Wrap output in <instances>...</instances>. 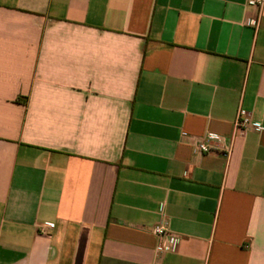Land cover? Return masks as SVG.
Returning a JSON list of instances; mask_svg holds the SVG:
<instances>
[{
  "label": "crops",
  "instance_id": "1",
  "mask_svg": "<svg viewBox=\"0 0 264 264\" xmlns=\"http://www.w3.org/2000/svg\"><path fill=\"white\" fill-rule=\"evenodd\" d=\"M247 2L0 0V264H264Z\"/></svg>",
  "mask_w": 264,
  "mask_h": 264
},
{
  "label": "built area",
  "instance_id": "2",
  "mask_svg": "<svg viewBox=\"0 0 264 264\" xmlns=\"http://www.w3.org/2000/svg\"><path fill=\"white\" fill-rule=\"evenodd\" d=\"M248 5L254 7L256 12L260 14V11L264 5V0H248ZM254 129L255 131H260L261 128L258 126H251L250 120L246 116H241L238 114L235 121V130L239 132H244L248 129ZM209 142L222 143L223 139L214 134H207L203 139L196 140L194 144V150L200 154H209L213 151L212 147L209 145ZM44 231V230H42ZM153 234L158 238V251H166L168 250V246L166 242L172 240V236L169 233L167 220L163 214H161L160 220L156 223L152 228Z\"/></svg>",
  "mask_w": 264,
  "mask_h": 264
}]
</instances>
